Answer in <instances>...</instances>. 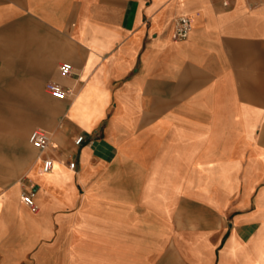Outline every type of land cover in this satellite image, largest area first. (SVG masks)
Listing matches in <instances>:
<instances>
[{"label":"crops","instance_id":"1","mask_svg":"<svg viewBox=\"0 0 264 264\" xmlns=\"http://www.w3.org/2000/svg\"><path fill=\"white\" fill-rule=\"evenodd\" d=\"M0 264H264V0H0Z\"/></svg>","mask_w":264,"mask_h":264},{"label":"built area","instance_id":"2","mask_svg":"<svg viewBox=\"0 0 264 264\" xmlns=\"http://www.w3.org/2000/svg\"><path fill=\"white\" fill-rule=\"evenodd\" d=\"M225 4L227 2H224ZM191 30V20L187 16H179L174 20V37L178 39L186 38L189 35V32ZM59 70L66 74L71 75L73 74V69L69 64H62L59 66ZM46 89L49 93L57 96H64L66 94H70L71 91H68L67 89H64L61 85L50 82L46 84ZM83 137L80 136L76 139V144H80L82 142ZM50 134L49 132L43 130V129H34L30 134V142L36 146L40 153H43L46 151L50 146ZM52 167V159L50 157H45L43 159V169L44 171L48 172L50 171ZM70 168L75 167V163L72 162L69 164ZM34 192L33 191H27L24 192L22 195L23 202L28 205L29 207L35 208V202L33 199Z\"/></svg>","mask_w":264,"mask_h":264},{"label":"rangeland","instance_id":"3","mask_svg":"<svg viewBox=\"0 0 264 264\" xmlns=\"http://www.w3.org/2000/svg\"><path fill=\"white\" fill-rule=\"evenodd\" d=\"M46 96H47V94H45ZM32 129V128H31ZM31 129H30V131H31Z\"/></svg>","mask_w":264,"mask_h":264}]
</instances>
